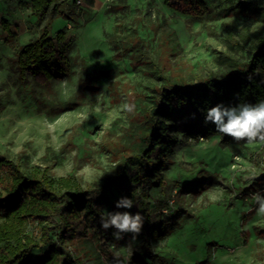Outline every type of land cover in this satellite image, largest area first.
<instances>
[{
	"label": "rangeland",
	"instance_id": "1",
	"mask_svg": "<svg viewBox=\"0 0 264 264\" xmlns=\"http://www.w3.org/2000/svg\"><path fill=\"white\" fill-rule=\"evenodd\" d=\"M204 1L212 9L209 18L175 13L164 0H77L76 9L65 8L75 26L65 18L51 23V32L66 27L75 37L70 73L43 86H21L13 58L40 34L47 17L38 22L30 0H0V156L27 173L47 169L54 179L72 175L84 189L99 188L135 147L144 95L165 78L189 85L222 75L231 62L249 61L252 39L264 33V0ZM164 24L176 35L174 50L162 41ZM136 38L142 45H134ZM148 65L161 74L150 76ZM125 102L135 105L132 112L122 110ZM169 135L179 140L162 170L169 208H156V187H149L146 201L154 210L152 224L163 222L171 234L147 249L127 234L114 239L101 219L87 221L104 264H110L104 257L113 264H264V213L253 199L256 192L264 195V165L254 156L264 144L227 146L217 135ZM117 194L114 188L106 192L111 201ZM34 229L27 225L28 233Z\"/></svg>",
	"mask_w": 264,
	"mask_h": 264
},
{
	"label": "trees",
	"instance_id": "2",
	"mask_svg": "<svg viewBox=\"0 0 264 264\" xmlns=\"http://www.w3.org/2000/svg\"><path fill=\"white\" fill-rule=\"evenodd\" d=\"M30 2L37 21L47 17V23L37 37L18 50L13 65L19 85L43 86L51 80L62 79L71 71L75 37L66 27L51 32V23L56 18H65L75 26V20L65 8L76 9L77 0ZM163 3L180 15L213 16L204 0H164ZM227 10H232V6ZM163 26L162 41L172 50L176 49L174 31L166 24ZM135 40L134 45H142L140 38ZM231 65L220 76H209L189 85L179 79L165 78L157 89L144 95L143 122L137 132L135 147L121 155L116 174L106 177L97 189H84L72 175L54 179L47 169L34 168L27 173L18 162L0 156V219L3 220L0 223V264H104L97 250V237L86 233L87 221L101 219L100 210L104 207L116 209L114 204L122 196L134 201L132 213L140 212L144 217V227L135 237L141 246L149 249L152 242L167 238L171 234L170 228L163 222L158 227L152 224L154 210L149 208L146 198L149 187H156L159 189L156 208L162 211L169 208V186L162 170L166 167L167 157L179 143L169 132H180L190 139L217 135L227 146L237 142L218 133L213 124H204V118L207 110L218 103L235 106L264 100V33L256 34L252 39L247 63L235 65L231 62ZM148 70L150 76L161 74L154 65H148ZM186 115L189 117L183 119ZM254 156L258 159L257 164L264 165V151ZM113 188L121 195L117 194L111 201L106 192ZM247 218L248 213L243 214L242 222ZM27 225L35 229L28 233ZM114 231L110 228V235L113 236ZM127 236L133 237L132 234ZM239 236L242 245L246 246L245 231H240ZM33 250L40 252L32 255ZM104 258L113 264V258Z\"/></svg>",
	"mask_w": 264,
	"mask_h": 264
},
{
	"label": "clouds",
	"instance_id": "3",
	"mask_svg": "<svg viewBox=\"0 0 264 264\" xmlns=\"http://www.w3.org/2000/svg\"><path fill=\"white\" fill-rule=\"evenodd\" d=\"M121 107L130 113L135 105L125 102ZM204 122L213 124L218 133L234 141L264 144V100L255 104L242 103L235 106L218 103L207 110ZM253 199L257 202L259 211L264 213V195L256 192ZM133 207L134 201L126 196L118 198L114 204L116 209L130 210ZM100 225L104 230L114 229L113 237L116 240L123 239V234H132L135 239L144 227V217L139 212L102 210ZM131 254L129 247V256Z\"/></svg>",
	"mask_w": 264,
	"mask_h": 264
}]
</instances>
